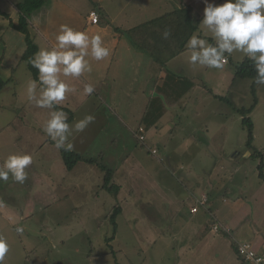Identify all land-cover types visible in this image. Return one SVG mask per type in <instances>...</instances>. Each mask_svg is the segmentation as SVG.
I'll use <instances>...</instances> for the list:
<instances>
[{"label": "rangeland", "instance_id": "374dc122", "mask_svg": "<svg viewBox=\"0 0 264 264\" xmlns=\"http://www.w3.org/2000/svg\"><path fill=\"white\" fill-rule=\"evenodd\" d=\"M79 1L82 10L93 7L89 0ZM13 2L1 0V7L10 12ZM175 4L170 0L171 9ZM202 6L194 16L200 23L204 1ZM0 18L10 28L0 23V165L11 154L33 157L23 184L11 176L0 181V235L10 245L4 264H251L231 247L250 243L258 253L264 246V181L257 169L264 159L246 148L237 112L253 103L251 81L234 77L246 56L232 54L223 69L189 65L191 71L171 76L182 91L171 88L163 98L156 94L148 111L124 114L96 93L87 95L84 105L71 104L75 120L69 142L96 163L79 162L68 170L43 130L49 110L27 98L33 78L21 60L24 36ZM194 34L214 43L202 24ZM30 38L39 49L35 31ZM76 92L72 97L83 101V90ZM257 98L248 117L252 146L264 156V86ZM87 115L94 121L75 131V123ZM100 165L113 172L105 188ZM201 195L207 199L204 207L197 204ZM192 207L199 212L191 214ZM17 226L24 227L22 235Z\"/></svg>", "mask_w": 264, "mask_h": 264}, {"label": "clouds", "instance_id": "9594fccd", "mask_svg": "<svg viewBox=\"0 0 264 264\" xmlns=\"http://www.w3.org/2000/svg\"><path fill=\"white\" fill-rule=\"evenodd\" d=\"M202 24L211 34L214 43L193 34L186 43L190 52L188 61L193 66L211 69H223L228 58L234 53H242L252 61L256 72L254 83L264 86V0H225L216 5L204 0ZM94 16V14H93ZM166 39L170 33L164 32ZM56 44L51 48H41L30 61L38 71V78L30 80L27 86V98L36 107L49 110V119L44 132L53 141L55 148L72 151L74 145L69 142L73 126L68 123L67 113L56 110L69 93L76 89L64 78L79 79L92 71L87 57L102 61L110 55V49L104 46L101 35L89 36L64 24L60 25L55 37ZM90 50V51H89ZM83 92L91 95L94 87L84 84ZM95 117L87 115L74 125V130L83 132ZM248 153H244L247 157ZM33 164L29 154H11L0 165V181L12 180L23 184L28 178L26 169ZM18 235L24 232L23 226H17ZM10 251L8 240L0 235V264H4ZM249 253L248 258L253 259ZM264 257H256L253 264H261Z\"/></svg>", "mask_w": 264, "mask_h": 264}, {"label": "crops", "instance_id": "0c3cea01", "mask_svg": "<svg viewBox=\"0 0 264 264\" xmlns=\"http://www.w3.org/2000/svg\"><path fill=\"white\" fill-rule=\"evenodd\" d=\"M20 1L22 0H14L12 9L9 10L10 12H7V10L1 7L0 0V10L9 16L12 23H16L18 20V11L15 4ZM89 1L93 7H89L85 11L80 8V5L84 3L83 1L54 0L50 7L47 8L43 5L40 9L36 10L39 11L36 15L33 12L29 17V33L31 34L32 31H35V37H40L41 40L37 52L40 48L51 50L55 46V37L58 34L59 27L64 24L75 30L79 28L81 29L80 31L86 32L90 37L97 34L101 35L104 46L110 49V55L102 61H95L90 55L87 57L92 67L90 73H85L79 79L64 77H61V79H64L65 82L76 90H83L86 83L92 84L95 91L93 93L104 94L109 97L110 103L115 108L118 106L119 110L124 114L126 111H148L155 95L157 94L162 98L167 97L171 88L174 91H182L178 85L180 82L176 81L174 84H171V79L173 80L174 78L172 77H176L175 75H179L178 73L181 71H191L189 61L183 62L182 60H178L180 56L189 52L186 46L183 52L168 60L164 67L159 68L153 64V60L148 54L135 48L131 38L126 33L143 23L179 9L183 5L189 6L194 16L196 14L200 15L202 12L199 14V12L196 13V10L203 8L202 1L204 0H176L174 7L176 5L177 7H173L172 9L170 8V0ZM212 1L216 5L225 2V0ZM75 6L78 8H75ZM91 11H95L98 15V22L96 24L90 23L88 19ZM57 17L60 18L58 19ZM6 22L9 26V21L6 20ZM0 23L4 22L0 21ZM2 25L4 28L10 30L6 23ZM17 58L19 64L20 58ZM13 68L17 69L18 67L16 65ZM171 68L172 70H170ZM76 90L69 93L66 99L58 106L70 109L71 104L75 107L79 103L84 105L88 102L90 96L88 97L87 95L83 101L79 99V102L73 98L72 96L77 93ZM134 118L136 119V116ZM74 120V115H72V120L68 123L71 125L74 123ZM35 122L36 126H38L37 121ZM141 133L138 134L140 135ZM72 151L75 152V150ZM76 153L83 154V152L78 151ZM198 212L197 210L196 213L191 214H197ZM212 223L210 221L209 225L211 226ZM258 254L264 255V246L260 248Z\"/></svg>", "mask_w": 264, "mask_h": 264}, {"label": "trees", "instance_id": "16d2710c", "mask_svg": "<svg viewBox=\"0 0 264 264\" xmlns=\"http://www.w3.org/2000/svg\"><path fill=\"white\" fill-rule=\"evenodd\" d=\"M44 4V0H22L15 4L18 11V20L16 23H12L9 16L0 10V17L9 21V26L22 34L25 39L26 48L22 55L21 60L25 62L27 69L32 75L33 79L38 78V71L35 69L30 61L37 52L36 46L33 44L29 33V17L30 14L40 9ZM200 21L195 18L192 14L189 6H181L179 9H175L170 13L164 14L163 16L157 17L151 21L143 23L126 34L131 38L135 48L139 51L148 54L153 64L159 68L164 67L166 62L185 50L186 43L190 36H192L199 28ZM168 31L170 35L165 39L164 32ZM235 78L250 80V93L253 97V103L250 108H239L237 112L241 115V125L246 132V148L250 151L253 150L251 155H257L261 157L263 154L259 153L252 146L253 143V124L248 117L253 107L257 105L258 89L260 86L254 83L256 76L255 69L252 61L249 58H245L242 62L236 65ZM4 86V82L0 80V89ZM217 100L227 101L223 97L214 96ZM263 101V100H262ZM230 104V102H228ZM232 107V105H231ZM233 108V107H232ZM236 109V108H235ZM56 110H63L69 114L68 122L72 120V113L63 107L56 105ZM60 154L65 167L71 170L79 162L86 164L96 163L93 159H88L73 151H65L60 149ZM100 170L105 173L104 188L106 184L112 179L113 172L107 169L105 166L100 165ZM259 179L264 181V165L262 162L257 167ZM111 192L112 190H107ZM111 193L117 194L116 191ZM232 250L237 255L236 243H232Z\"/></svg>", "mask_w": 264, "mask_h": 264}, {"label": "built area", "instance_id": "2783aa9c", "mask_svg": "<svg viewBox=\"0 0 264 264\" xmlns=\"http://www.w3.org/2000/svg\"><path fill=\"white\" fill-rule=\"evenodd\" d=\"M94 14V16H93ZM88 19L90 21V23L92 24H96L98 22V15L96 14L95 11H91L89 13ZM143 130L139 129L138 133H141ZM138 139L140 141H143L145 138L142 134L139 135ZM156 152L155 150L151 151V154L154 155ZM207 199L205 195H202L200 197V200L197 201L198 206L204 207L206 205ZM197 212V208L194 207L191 209V213H196ZM219 230V227L216 225L212 226V231L217 232ZM222 230L224 232H226L227 234H229V229H225L222 228ZM236 251H237V256L243 261V262H247V263H251L253 264V259H255L256 257H264L263 255L258 254L255 250H253L252 245L250 243H236ZM249 253H253V259H249ZM261 264H264V260L261 261Z\"/></svg>", "mask_w": 264, "mask_h": 264}]
</instances>
